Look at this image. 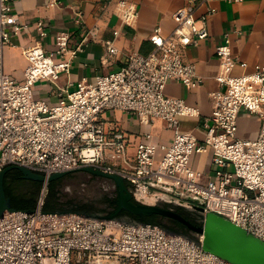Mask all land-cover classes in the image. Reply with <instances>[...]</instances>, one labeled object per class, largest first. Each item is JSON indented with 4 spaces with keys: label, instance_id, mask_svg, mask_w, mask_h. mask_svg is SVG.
<instances>
[{
    "label": "built area",
    "instance_id": "2783aa9c",
    "mask_svg": "<svg viewBox=\"0 0 264 264\" xmlns=\"http://www.w3.org/2000/svg\"><path fill=\"white\" fill-rule=\"evenodd\" d=\"M16 1L0 0V171L14 164L49 176L91 166L124 177L142 203L163 197L194 207L189 197L199 198L205 202L204 214L222 215L264 242V64L233 74L248 63L234 56L231 33L225 32L216 47L219 88L211 94V113L203 115L197 105L165 92L172 80L191 88L203 83L185 51L209 37L214 0H185L171 33L155 29L152 52L131 53L119 70L98 74L95 81H78L54 105L35 98L34 86L46 80L55 87L61 74L71 71L81 46L72 49V35L62 31L55 35V48L46 49L48 21L22 20L13 8ZM137 15L128 11L124 17ZM75 22L85 25L80 11ZM32 31L36 42L21 45L23 35ZM7 46L23 47L28 66L22 81L5 69ZM106 46L117 51L113 40ZM118 110L143 124L162 120L173 132L172 142L156 141L150 131L132 139L107 121V114ZM241 110L260 118L257 137H240ZM184 116L200 118L204 134L182 131ZM206 153L209 173L194 166V157ZM45 195L43 191L34 211L0 215V264H236L205 250L199 240L160 225L44 212Z\"/></svg>",
    "mask_w": 264,
    "mask_h": 264
},
{
    "label": "crops",
    "instance_id": "0c3cea01",
    "mask_svg": "<svg viewBox=\"0 0 264 264\" xmlns=\"http://www.w3.org/2000/svg\"><path fill=\"white\" fill-rule=\"evenodd\" d=\"M53 1L56 4L51 5ZM184 4L185 0H17L13 8L19 12L22 20L43 18L48 21V35L43 39L46 49L55 48V35L62 31L72 35V49L81 46L72 61L71 71L62 73L55 87L49 81L39 80L34 91H37L39 98L54 105L78 81H95L98 74L119 70L131 53L152 52L155 45L151 36L155 29L160 27L163 35L171 33L178 24V12ZM211 4L216 7V12L208 18L209 37L185 51V58L196 65L198 75L204 78L203 83L191 88L172 80L165 89L168 95L197 105L203 115L211 113V94L219 88L216 76L220 71V60L216 47L225 32L231 33L234 56L248 63L245 69L235 68L233 74L247 73L252 71L255 64H264V0H214ZM204 9L205 6H202L200 11ZM77 11L82 13L85 20L83 27L75 22ZM128 11H137V17L126 19L124 14ZM89 29L93 30V34L88 36L86 33ZM236 29L239 32H234ZM114 31H118V35ZM37 39L35 31L25 33L21 45H32ZM108 40H113L116 52L108 51ZM4 66L8 73L22 81L28 66L23 47L7 46L4 49ZM238 120L240 137L258 136L261 120L257 115L241 110ZM107 121L119 126L132 139L139 133L150 131L156 141L171 143L173 140L172 130L160 119L143 124L132 114L118 110L109 112ZM179 125L182 131L198 136L204 134L198 117H181ZM194 159L196 168L209 173V153L195 156Z\"/></svg>",
    "mask_w": 264,
    "mask_h": 264
},
{
    "label": "water",
    "instance_id": "95a60500",
    "mask_svg": "<svg viewBox=\"0 0 264 264\" xmlns=\"http://www.w3.org/2000/svg\"><path fill=\"white\" fill-rule=\"evenodd\" d=\"M12 168H18L28 178L48 183L71 172L62 171L46 176L20 165L12 164L6 166L0 171V215L5 211L16 210L12 207L11 199L6 195L4 188L5 174ZM80 169L88 170L95 174L113 179L118 186L117 206L110 207L103 212H96L95 214L81 213L78 211L58 213L77 212L85 216L117 220H120L119 213L123 209L139 215H151L155 213L184 223L191 233H194L199 237L197 240L201 242L205 250L210 251L225 260L236 264H264V242L222 215L214 212L204 214L205 202L203 200L189 197L190 201L195 202L194 208L202 215L203 223L198 225L187 219L172 207L142 203L140 201L135 202L132 200L133 194L129 191L125 179L121 175L107 173L91 166H84Z\"/></svg>",
    "mask_w": 264,
    "mask_h": 264
},
{
    "label": "trees",
    "instance_id": "16d2710c",
    "mask_svg": "<svg viewBox=\"0 0 264 264\" xmlns=\"http://www.w3.org/2000/svg\"><path fill=\"white\" fill-rule=\"evenodd\" d=\"M59 180L60 178L52 180L48 183V192L44 197V203L42 206V210L44 212L58 213L66 211H78L87 214H95L97 212L98 207H92L89 204L73 203L72 201H63L61 197L58 196L56 189ZM125 183L128 188L129 186H131V183L126 179ZM43 185V181L26 177L24 173L18 168H12L8 170L5 174V192L6 195L11 199L12 207L16 210L34 211L38 206V201L41 195V189ZM132 200L137 202L134 195ZM116 201V199H109V206H117ZM165 207L174 208L187 219L191 220L192 222L198 225H201L203 223L202 218H199L196 213L184 206L175 204L173 205L172 203H169L166 204ZM121 215H128L129 217L139 222L160 225L169 233L182 234L191 239L197 240L196 238H194L193 235H191V231L187 228V226L176 219L167 218L155 213L151 215L133 214L125 209H123L119 213V217Z\"/></svg>",
    "mask_w": 264,
    "mask_h": 264
},
{
    "label": "rangeland",
    "instance_id": "374dc122",
    "mask_svg": "<svg viewBox=\"0 0 264 264\" xmlns=\"http://www.w3.org/2000/svg\"><path fill=\"white\" fill-rule=\"evenodd\" d=\"M34 96L35 98L40 97L37 91H34ZM216 169L217 166H213L211 170L214 172ZM68 174L69 175L60 177L56 187L58 196H60L63 201L89 204L92 207H98L97 212H103L111 207L109 206V199L117 200L118 186L113 179L101 175H95V173L83 169L74 170L72 173ZM43 191H45V193L48 192V182H44L41 193ZM129 191L134 194V188L132 185L129 186ZM146 203L165 206L172 202L169 199L159 197L157 199L151 198ZM186 208L193 212L195 210L192 205L186 206ZM194 213H196L199 218H202V215L198 212ZM191 235L196 239L199 238L194 233H191Z\"/></svg>",
    "mask_w": 264,
    "mask_h": 264
},
{
    "label": "flooded vegetation",
    "instance_id": "af4514ba",
    "mask_svg": "<svg viewBox=\"0 0 264 264\" xmlns=\"http://www.w3.org/2000/svg\"><path fill=\"white\" fill-rule=\"evenodd\" d=\"M73 171H71L70 173H72ZM67 175H69V174H67ZM95 175H98V174H95ZM194 212H198L196 209L194 210ZM199 213V212H198ZM128 215H121L120 216V219H128V220H132L133 218H131V217H127Z\"/></svg>",
    "mask_w": 264,
    "mask_h": 264
}]
</instances>
